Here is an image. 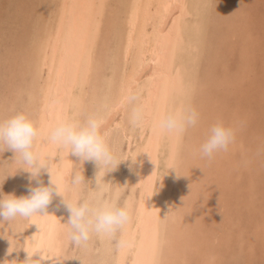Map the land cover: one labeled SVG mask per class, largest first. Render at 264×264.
<instances>
[{
    "label": "bare ground",
    "instance_id": "6f19581e",
    "mask_svg": "<svg viewBox=\"0 0 264 264\" xmlns=\"http://www.w3.org/2000/svg\"><path fill=\"white\" fill-rule=\"evenodd\" d=\"M259 6L264 0H0V120L23 112L34 122L33 150L70 202L98 198L130 212L116 237L127 246L93 235L76 247L69 213L54 196L47 215L0 221V264H23L26 250L38 251L33 259L41 256V264H240L239 257L252 264L264 257ZM129 91L143 107L140 126L129 122ZM186 108L199 113L194 127L180 135L156 129ZM93 114L116 158L135 163L99 171L47 142L58 122ZM216 122L232 127L235 139L209 160L199 146ZM19 167L13 151L0 149V195L36 186ZM75 173L85 182L74 186ZM40 178L48 184L47 172Z\"/></svg>",
    "mask_w": 264,
    "mask_h": 264
},
{
    "label": "clouds",
    "instance_id": "9594fccd",
    "mask_svg": "<svg viewBox=\"0 0 264 264\" xmlns=\"http://www.w3.org/2000/svg\"><path fill=\"white\" fill-rule=\"evenodd\" d=\"M137 100L138 94L134 91H129L124 97V103L132 105L129 122L134 127L142 125L144 121L143 107L136 104ZM198 120L199 113L193 108H186L159 119L156 129L162 134L180 135L189 127H194ZM102 126L103 120L93 114L89 115L83 123L60 121L49 129L45 138L61 151L68 149V155L72 154L82 162H93L99 171L101 169H107V172L112 171L125 160L135 163L136 159L118 160L116 158L101 132ZM39 134L34 122L23 112H17L0 120V149L13 151L14 157L18 158L21 164L18 169L29 173L30 185L32 181L36 183L35 187L28 188L27 195L16 196L14 193L0 195V221L11 222L18 217L30 219L34 215H47V209L53 197L58 196L61 197V203L69 213L68 235L74 246H85L93 235L115 239L117 247L127 246L128 241L116 239V237L130 220L129 209L126 206L101 202L98 198L95 202L88 199L70 202L66 199L60 184L53 178L51 165L45 157L33 150L34 141ZM234 139L235 132L232 127L216 122L209 128L205 140L200 144L199 154L211 160L216 153L227 151ZM47 159L52 157L49 156ZM43 172L49 174L47 185L40 178ZM179 177L180 175H177V178ZM95 179L96 188H100L98 173ZM84 182L85 178L81 173H75L71 180L74 186ZM26 252L27 258L23 264H41L43 260L41 256L39 259H33L38 251L32 253L26 250Z\"/></svg>",
    "mask_w": 264,
    "mask_h": 264
},
{
    "label": "rangeland",
    "instance_id": "374dc122",
    "mask_svg": "<svg viewBox=\"0 0 264 264\" xmlns=\"http://www.w3.org/2000/svg\"><path fill=\"white\" fill-rule=\"evenodd\" d=\"M259 8H261V9H259L262 13H264V9L261 7V6H259ZM260 12V13H261ZM240 258V259H239ZM237 260H234V262H240V264L241 263H243V259H242V257H239ZM255 261L256 262H253L252 264H264V257H259V258H256L255 259ZM236 264V263H235ZM244 264V263H243Z\"/></svg>",
    "mask_w": 264,
    "mask_h": 264
}]
</instances>
